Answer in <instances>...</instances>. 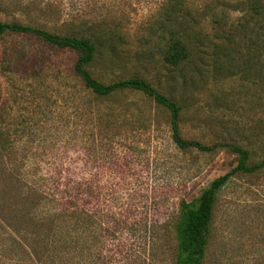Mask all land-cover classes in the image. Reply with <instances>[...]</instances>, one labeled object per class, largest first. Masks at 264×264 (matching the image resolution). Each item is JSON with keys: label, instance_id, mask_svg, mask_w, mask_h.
Listing matches in <instances>:
<instances>
[{"label": "rangeland", "instance_id": "obj_1", "mask_svg": "<svg viewBox=\"0 0 264 264\" xmlns=\"http://www.w3.org/2000/svg\"><path fill=\"white\" fill-rule=\"evenodd\" d=\"M19 1L0 0L1 21L64 34L70 28L63 20L76 16L77 22L121 29L124 56L98 57L90 67L93 75L104 82L146 79L182 105L185 138L216 146L208 152L180 149L171 137L169 112L132 92L100 104L108 120L94 111L82 114L81 95L70 88L76 53L51 48L33 35L4 33L0 218L23 233L32 230L37 224L32 217L33 178L71 177L77 184L64 180L66 192L61 193L67 199L77 196L82 213L95 219L88 225L91 233L81 228L80 264H173L179 201L197 197L236 164L235 155L221 145L249 148L252 161L263 156L264 110L254 100V89L226 77L221 62L215 72L208 56L200 61L194 53L179 67L165 64L152 30L161 0ZM38 2L51 4L46 16L26 5ZM38 206V212L51 210L43 201ZM14 255L6 252L0 264H19ZM202 264H264V168L237 174L220 189Z\"/></svg>", "mask_w": 264, "mask_h": 264}, {"label": "trees", "instance_id": "obj_2", "mask_svg": "<svg viewBox=\"0 0 264 264\" xmlns=\"http://www.w3.org/2000/svg\"><path fill=\"white\" fill-rule=\"evenodd\" d=\"M15 2L22 4L19 0ZM26 5L41 15L51 9L48 2ZM158 13L160 16L152 30L157 34L155 46L165 64L179 67L194 53L200 61L208 56L215 72L221 70L223 63L226 77H236L242 87L254 89V100L264 110V0H201L200 3L196 0H161ZM77 20L76 16L63 20L70 28L64 34L19 21L0 20V35L29 34L51 48L74 51L77 58L69 74L73 82L70 88H75L81 95L82 102L78 107H81L82 114L94 111L95 116H105L108 120L109 113L104 114L100 104L116 95L132 92L153 100L169 112L171 137L180 149L195 147L208 152L215 148L214 144L185 138L180 130L182 105L146 79L129 76L104 82L95 77L90 67L98 57L105 54L113 58L124 56L125 33L117 27ZM157 43H163L162 47ZM255 137L259 142L261 134ZM221 146L235 155L236 164L214 178L197 197L179 201L174 218L176 251L173 264H202L212 234L220 189L237 174L264 168V152L259 161H252L249 148L233 143ZM261 146L264 150V142ZM70 180L75 182L71 177L61 179L54 175L33 178L32 217L37 224L23 233L4 224L0 218V257L11 252L19 264L22 261L30 264H80V231L85 227L91 233L88 225L95 219L93 215L82 213L77 196H68L67 199L63 195L66 191L62 190V183H70ZM42 201L51 210L38 212V204ZM66 209H69L68 213H65Z\"/></svg>", "mask_w": 264, "mask_h": 264}]
</instances>
